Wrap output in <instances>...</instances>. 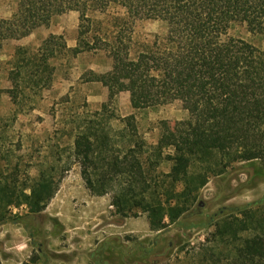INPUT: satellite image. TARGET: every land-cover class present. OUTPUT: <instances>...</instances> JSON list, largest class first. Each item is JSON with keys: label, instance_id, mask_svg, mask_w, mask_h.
<instances>
[{"label": "trees", "instance_id": "16d2710c", "mask_svg": "<svg viewBox=\"0 0 264 264\" xmlns=\"http://www.w3.org/2000/svg\"><path fill=\"white\" fill-rule=\"evenodd\" d=\"M109 6L126 15L114 21L112 30L93 17ZM67 12L78 14V45L101 50L111 61L110 71L89 80L107 88L109 100L128 92L133 110L179 100L188 113L186 120L162 124L154 151L161 157L169 150L164 159L171 166L154 184L148 160L143 162L135 147L110 161L103 159L99 163L107 168L100 170L93 156L103 142L90 126L76 133L73 154L87 188L105 195L119 180L111 205L120 215L140 211L147 214L151 230L160 231L190 210L211 177L223 175L235 163L264 167V52L229 35L235 25L261 33L264 0H18L10 18L0 20V49L4 41L26 38ZM129 20L160 21L166 34L134 50ZM52 40L44 41L41 50L48 52ZM60 47L67 50L64 44ZM45 53L17 66L26 69L29 83L37 85V77L45 73L46 83L51 81L48 59L54 52ZM34 59L38 66L31 68ZM125 121L135 129L132 117ZM51 170L40 171L31 184L20 187L4 184L0 173V210L7 199L6 208L25 204L33 214L43 212L59 185ZM213 228L205 242L221 245L219 255L227 264H264V204H249ZM214 251L204 249L200 264H218L221 259Z\"/></svg>", "mask_w": 264, "mask_h": 264}, {"label": "rangeland", "instance_id": "374dc122", "mask_svg": "<svg viewBox=\"0 0 264 264\" xmlns=\"http://www.w3.org/2000/svg\"><path fill=\"white\" fill-rule=\"evenodd\" d=\"M17 2L0 0V20L10 18ZM93 17L109 30L115 20L126 19L124 11L113 6ZM129 22L134 50L166 34L160 21ZM78 24V14L67 12L26 38L4 41L0 49L2 180L9 186L29 185L40 171L51 168L59 180L41 213H31L25 204L6 208L7 199L3 200L0 264H200L206 248L215 249L218 258L221 245L205 239H211L216 222L249 204H264V167L259 162L235 163L223 175L211 177L190 210L163 230H151L147 214L140 211L120 215L111 205L119 180L105 195L87 188L73 154L76 133L90 126L103 142L93 156L100 170L107 168L99 163L103 159L110 161L135 147L141 160H148L149 181L154 184L171 166L164 159L169 150L161 157L154 151L162 124L186 120L188 113L179 100L143 110L131 108L128 92L109 100L107 88L89 80L110 71L111 61L101 50L86 51L78 45ZM229 35L264 52V30L255 33L235 25ZM50 37L54 38L48 47L54 52L48 59L52 79L46 83L47 73L39 74L37 85L29 83L26 69L17 66L24 65L23 59L30 63L33 55L40 59L45 53L42 44ZM63 44L67 50L60 47ZM32 61L31 68L38 66V60ZM127 117L133 118L135 129L126 126ZM219 258L218 264H227Z\"/></svg>", "mask_w": 264, "mask_h": 264}]
</instances>
